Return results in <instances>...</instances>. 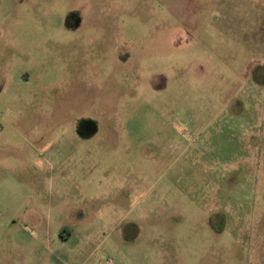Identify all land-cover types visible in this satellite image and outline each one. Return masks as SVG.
I'll list each match as a JSON object with an SVG mask.
<instances>
[{
	"label": "rangeland",
	"instance_id": "1",
	"mask_svg": "<svg viewBox=\"0 0 264 264\" xmlns=\"http://www.w3.org/2000/svg\"><path fill=\"white\" fill-rule=\"evenodd\" d=\"M0 264H264V0H0Z\"/></svg>",
	"mask_w": 264,
	"mask_h": 264
}]
</instances>
